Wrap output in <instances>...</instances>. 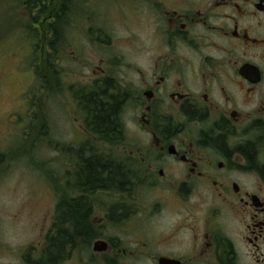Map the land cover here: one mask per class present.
<instances>
[{
	"label": "flooded vegetation",
	"instance_id": "flooded-vegetation-1",
	"mask_svg": "<svg viewBox=\"0 0 264 264\" xmlns=\"http://www.w3.org/2000/svg\"><path fill=\"white\" fill-rule=\"evenodd\" d=\"M105 2L139 31L129 56L90 37L106 57L73 87L74 137L123 139L112 155L138 176L91 195L106 248L74 249L75 264H264V0ZM79 90L116 108L111 134Z\"/></svg>",
	"mask_w": 264,
	"mask_h": 264
},
{
	"label": "rangeland",
	"instance_id": "rangeland-1",
	"mask_svg": "<svg viewBox=\"0 0 264 264\" xmlns=\"http://www.w3.org/2000/svg\"><path fill=\"white\" fill-rule=\"evenodd\" d=\"M26 1L0 0V264H36L40 259L56 203L63 194L61 187L68 179L62 149L95 143L74 137L81 136L74 122L73 87L86 83V74L101 67L100 60L106 57L105 47L95 45L90 37L96 38L104 29L113 40L111 55L129 56L139 31L131 12L123 16L110 2L107 8L105 0L97 5L92 1L90 12L83 1L80 6L79 0H72L74 7L58 44V75H45L48 83L38 98L37 54L30 32L36 28L39 35V27L33 23L37 9L30 11ZM96 144L108 154L118 151ZM125 148L131 151V147ZM76 194L74 190L67 193ZM106 196L97 194L96 199L103 201ZM79 256L73 254L64 264L83 262Z\"/></svg>",
	"mask_w": 264,
	"mask_h": 264
},
{
	"label": "trees",
	"instance_id": "trees-1",
	"mask_svg": "<svg viewBox=\"0 0 264 264\" xmlns=\"http://www.w3.org/2000/svg\"><path fill=\"white\" fill-rule=\"evenodd\" d=\"M25 4L30 11L37 9L33 23L38 25L39 35L36 28L30 29L34 40V53L37 54L34 74L38 89L41 82L45 89L48 83L45 75H58V62L61 59L58 54V44L66 32L65 25L68 24L74 6H71L72 0H61L59 10L54 0H28ZM78 5L82 6L81 2ZM40 18L43 19L42 22ZM43 32L45 36H42ZM78 94L84 96L83 102L81 100L82 104L87 105L93 112L91 113L99 124L97 130L100 132L107 130V134H111V131L117 127L116 108L112 106L106 108V104L104 105L98 97L92 100L91 94L86 96L82 90H79ZM82 96L80 99L83 98ZM93 140L95 143L88 142L84 146L69 145L62 149L67 156L68 179H66L65 186L61 187L63 194L61 196L60 193L55 206L54 220L45 238L43 255L36 264H64L72 257L74 249L89 248V243L94 240L95 236L93 225L89 220L91 195L99 190L113 191L122 185L136 182L134 179L138 176L137 172L125 164L116 163V158L112 153L108 154L97 148V142L113 149L118 148L123 139ZM73 190L81 196L74 198L67 195Z\"/></svg>",
	"mask_w": 264,
	"mask_h": 264
},
{
	"label": "water",
	"instance_id": "water-1",
	"mask_svg": "<svg viewBox=\"0 0 264 264\" xmlns=\"http://www.w3.org/2000/svg\"><path fill=\"white\" fill-rule=\"evenodd\" d=\"M104 248H106V244L103 241H96L93 243L94 251H102Z\"/></svg>",
	"mask_w": 264,
	"mask_h": 264
}]
</instances>
